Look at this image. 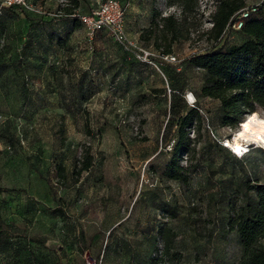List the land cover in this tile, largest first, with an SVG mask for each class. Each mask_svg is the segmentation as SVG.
Returning <instances> with one entry per match:
<instances>
[{"label":"rangeland","instance_id":"1","mask_svg":"<svg viewBox=\"0 0 264 264\" xmlns=\"http://www.w3.org/2000/svg\"><path fill=\"white\" fill-rule=\"evenodd\" d=\"M24 1L30 9L0 6V188L8 190L0 194V219L10 244L0 264H153L162 226L173 239L158 264H236L231 219L253 197L242 184L264 181V156L251 145L235 160L217 146L209 131L231 140L237 128L218 125L217 102L197 95L201 72L184 63L244 38L231 30L216 43L199 36L219 0H196L197 11L186 16L196 30L172 45L176 63L155 58L156 68L103 33L88 41L63 11L86 14L102 0ZM117 1L126 38L156 54L139 33L153 12L163 17L173 6L179 14V7ZM234 1L264 15V0ZM189 93L201 127L192 122L188 130V153L177 162L185 181L177 182L164 169ZM84 147L91 166L76 178Z\"/></svg>","mask_w":264,"mask_h":264},{"label":"trees","instance_id":"2","mask_svg":"<svg viewBox=\"0 0 264 264\" xmlns=\"http://www.w3.org/2000/svg\"><path fill=\"white\" fill-rule=\"evenodd\" d=\"M174 3L180 9L178 15L169 14L161 17L157 12H153L147 27L143 28L138 36L142 42L150 41L155 52L164 55H170L174 43L178 40L187 41L190 32L196 30V26L186 17L187 14H195L197 11L196 0H167L168 5ZM242 8V2L219 0L210 14L209 28L199 35L216 43L224 31H239L244 37L239 43L206 49L184 60L186 68L201 72V85L197 95L217 102V123L221 127L230 129H238L245 118L256 114V111L264 114V15L255 17L257 13L255 10V13L243 22L239 30L230 29L231 22ZM71 9L63 11L79 23L78 19L72 16L75 13H72ZM152 60L155 61V58ZM136 62L146 66L144 63ZM161 65L169 64L161 63ZM199 113V109L192 105L177 118L170 160L164 169L165 177L170 180L185 181L184 168L178 166L177 162L182 155L188 153L191 142L188 138V130L192 122L196 130L201 127ZM258 117L264 119V117ZM84 124H86L85 121ZM212 139L220 149L235 160L245 159L254 149L263 153L264 156V150L254 148L241 159H236L220 146L219 140L214 135ZM90 166L91 156L88 154V149L84 147L80 157L74 161L72 175L77 178ZM56 169L59 178L63 179V168L57 165ZM242 185L244 191L252 193L253 197H248L238 206L231 219L240 249V257L236 264H264V246L260 244L264 238V181H247ZM6 192L8 190L0 188V194ZM157 234L161 249L158 251V256L151 259L153 264H158L165 259L173 239V233L164 226L157 229ZM9 245L6 228L0 219V252H4Z\"/></svg>","mask_w":264,"mask_h":264},{"label":"built area","instance_id":"3","mask_svg":"<svg viewBox=\"0 0 264 264\" xmlns=\"http://www.w3.org/2000/svg\"><path fill=\"white\" fill-rule=\"evenodd\" d=\"M0 6L2 8L30 9V6L26 5L24 0H1ZM254 13L255 9L253 8L249 10H240L237 17L231 22L229 28L232 30H239L243 22ZM167 14L178 15V11L173 7H169L163 12V16H166ZM72 16H75L78 19L88 41L94 38L97 34L103 33L112 42L119 44L123 50L129 52L132 58L140 63L156 68L155 62L152 58H156L159 65L161 63L171 64L177 62L175 61V58L170 55L160 53L153 54L151 50L140 48L126 38L123 28L124 7L117 0H102L101 2L96 3V5L86 14H75ZM188 95L191 98L188 105L192 106L194 101L191 94L189 93ZM186 97L187 96L185 95V98ZM209 133L213 138V134L210 131ZM228 141H230V139L221 140L218 143L236 159H241L251 148L250 144L243 143L239 151H234L226 145ZM260 149L264 150V147H261Z\"/></svg>","mask_w":264,"mask_h":264},{"label":"bare ground","instance_id":"4","mask_svg":"<svg viewBox=\"0 0 264 264\" xmlns=\"http://www.w3.org/2000/svg\"><path fill=\"white\" fill-rule=\"evenodd\" d=\"M243 143L264 147V119L256 114L247 116L226 145L239 151Z\"/></svg>","mask_w":264,"mask_h":264}]
</instances>
